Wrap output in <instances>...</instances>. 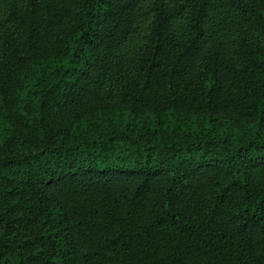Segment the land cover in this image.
<instances>
[{
  "label": "trees",
  "instance_id": "16d2710c",
  "mask_svg": "<svg viewBox=\"0 0 264 264\" xmlns=\"http://www.w3.org/2000/svg\"><path fill=\"white\" fill-rule=\"evenodd\" d=\"M0 264H264V0H0Z\"/></svg>",
  "mask_w": 264,
  "mask_h": 264
}]
</instances>
